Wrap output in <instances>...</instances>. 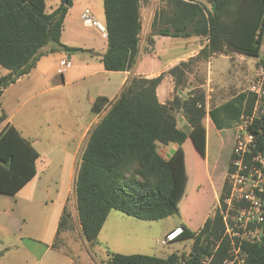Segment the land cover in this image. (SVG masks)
Returning a JSON list of instances; mask_svg holds the SVG:
<instances>
[{
	"label": "trees",
	"instance_id": "obj_1",
	"mask_svg": "<svg viewBox=\"0 0 264 264\" xmlns=\"http://www.w3.org/2000/svg\"><path fill=\"white\" fill-rule=\"evenodd\" d=\"M160 1L141 50L150 51L157 35L199 36L207 40L195 56L179 61L168 70L174 79V90L189 85L187 73L193 70L194 63L206 62L210 56L232 52L259 56L264 41V0H205L207 4L197 0ZM141 2L102 0L107 47L101 61L105 70H130L136 63L141 43ZM70 5L71 0H60L48 12L45 0H0V66L8 70L0 75V95L5 87L30 71L46 46L66 53L82 50L60 41ZM257 65L264 71V59H259ZM162 77L163 72L154 77L131 75L113 100L97 96L91 105L94 113L105 111L90 129L82 147L73 186L81 236L89 245L99 244L98 233L110 210L143 220L180 215L184 196L190 190L189 173L193 170L205 175L202 169L206 143L204 90L195 86L185 97L174 93L171 100L161 103L156 88ZM253 102L254 95L248 92L243 114L251 112ZM177 109L185 117L189 131L177 127ZM4 117L1 114L0 122ZM247 129L254 142L244 153L243 162L264 172V164L253 160L260 155L264 163V113L254 118ZM170 142L176 143L177 148L166 159L157 147ZM190 153L196 156L193 165H188ZM37 157L29 139L13 125H5L0 130V193L13 195L26 185L36 174ZM235 157L232 147L218 195L223 209L231 189L227 174L235 169L232 163ZM258 194L263 221L250 223L249 229L257 226L262 234L258 238L247 235L243 240L248 254L246 264H264V191ZM231 202L230 212L247 205V201L236 197ZM71 225L64 206L55 238L60 230L70 229ZM181 227L175 239L192 238L188 254L172 252L160 257L108 250L105 264H201L206 254H212L211 264H222L229 240L223 236L224 224L218 206L197 230L184 221ZM53 245L58 246L55 242Z\"/></svg>",
	"mask_w": 264,
	"mask_h": 264
},
{
	"label": "crops",
	"instance_id": "obj_2",
	"mask_svg": "<svg viewBox=\"0 0 264 264\" xmlns=\"http://www.w3.org/2000/svg\"><path fill=\"white\" fill-rule=\"evenodd\" d=\"M59 3L60 0H52L50 5L46 3V11H51ZM77 4H79V0H71V5L64 17L60 41L67 46L82 50L66 53L53 49L51 45L46 46L43 48L44 53L37 59L30 71L19 76L13 83L5 87L0 95V116L5 114L4 119L0 122V130L7 124L13 125L23 137L29 139L38 153L34 177L15 194L8 195L12 199L11 211L16 210L14 213H18L17 198L22 197L24 189L29 185L35 187L38 182H43L44 188L55 189V185L52 184L55 183L51 177L52 172L62 168V165L67 167L64 193L61 196L60 193L56 194L52 200L51 195H48L49 201L54 206L52 212H56L52 230L50 233H44L40 236L39 243L43 246H41V250L36 251L34 258L26 259L27 257L24 256L23 260L16 264H83L81 258L79 259L74 254L67 253L60 246L53 244L57 224L62 210L66 206L68 196L70 193L74 196V177L80 152L90 129L99 120V115L103 114L102 111V113H94L91 110V105L97 96H105L108 101L113 100L131 75L154 77L161 72H163V77L156 88V94L161 103H167L171 100L174 93L180 97H185L195 86L201 87L204 90L206 110L203 119L206 143L202 169L211 183L217 200L222 182L215 185L213 175L217 171V153L221 152L225 146L223 134L231 127H234L235 130L244 108L249 79L254 73L257 75L263 71L261 66H257L258 59L252 61L249 56L244 54L232 52L213 55L206 62L192 64L194 71L187 73L189 85L179 86L174 90V79L168 70L179 61L195 56L207 43V40H189L186 43L185 40H182L183 42L178 45H180L179 48L183 46L184 52H167L165 53L167 58L162 59L156 54L159 35L154 36V44L150 51L141 50L143 45L140 43L139 55L132 69L107 71L101 61L107 47L106 34L94 27H87L82 24L80 14L84 8L81 9ZM101 20L104 25V13L101 15ZM146 30L147 33L150 32V22ZM62 58H67L71 62L70 67L65 70H61L59 65V60ZM155 59L159 60V64H156ZM212 59H216L214 65ZM145 61H148L147 65H145ZM1 67L0 75L6 74L8 70ZM200 67L203 71L201 83L195 81L194 78L195 72ZM191 81L192 83H190ZM9 96L15 100V106L10 107L8 105ZM82 107L84 114H82ZM210 109H219L215 119L217 123L210 117ZM175 114L177 127L189 131L190 127L181 111L177 109ZM218 140L221 142L217 145L215 142ZM169 144H173L171 152L168 148ZM211 144H213L212 155H210ZM176 148L177 144L170 142L165 145L160 144L157 151L167 159ZM213 213L205 215L202 223L207 216H212ZM110 215H112L111 219H113L115 229L114 237H101L105 232V224L110 219ZM131 217L110 210L98 233L99 242L108 245L110 251L114 253H141L138 248L132 250V247L125 243V238L131 237L127 234L136 232L135 229L137 228L143 231L144 226H146L137 225V222ZM177 226H181V224L168 228L164 235ZM140 236L141 234H134V241L137 242ZM147 237L150 239L151 235ZM4 255L3 249L0 247V258H5ZM87 258L85 259L90 264L91 261L89 257ZM95 264L99 263L95 262Z\"/></svg>",
	"mask_w": 264,
	"mask_h": 264
},
{
	"label": "rangeland",
	"instance_id": "obj_3",
	"mask_svg": "<svg viewBox=\"0 0 264 264\" xmlns=\"http://www.w3.org/2000/svg\"><path fill=\"white\" fill-rule=\"evenodd\" d=\"M197 1L206 3L205 0ZM46 3L47 5H50L52 3V0H46ZM77 5L81 9L88 7L93 13L96 20L103 24L101 20V15L103 13L102 0H79V4ZM160 5V0H142L141 2L140 14L142 27L140 40L142 45L144 44V40L148 34L146 27L149 22L151 23L153 15L158 10ZM158 40L159 41L156 45V54L160 56V58L165 59L167 58V56H165V53L167 52L178 53L185 51V49L182 48L183 46L179 48L180 45H178L180 42H183L182 40H185L186 43L189 42V40L205 39L199 36H159ZM250 59L252 61L256 59H264V41L261 44L259 56L250 57ZM215 60L216 59H212L213 65L215 64ZM155 62L156 64H159L158 59H155ZM144 63L145 65H147L148 61H145ZM255 77L256 74L254 73V75L250 77L247 87H249L248 85L251 84ZM195 78L199 83L202 82L203 71L201 67L195 72ZM8 99V105H10V107L15 106V100L11 96H9ZM81 110L82 114H84L83 107L81 108ZM210 110V115L213 116L214 119H216V115L219 109ZM104 111L105 110H103L102 112L104 113ZM101 116L102 114L99 115V119ZM234 134V127L226 130V132L223 134V144L225 146H223L221 152L217 153V171L213 175L215 185H218L219 182L223 183V180L225 178L229 155L234 142ZM220 142L221 141L218 140L215 143L218 145ZM168 148L171 152L173 149V144H169ZM210 152V155H212L213 144H211ZM193 155L194 154L192 153L188 154V165L194 164L196 156ZM61 167L62 168H60L59 170L52 172L51 177L53 178V180H55V183L52 184L55 185V189L44 188L43 182H38V185H36L35 187L33 185H29V187H26V189H24L22 197L19 196L17 198L18 213H14V211L16 210L11 211V208L13 207H11V197L6 194L0 193V247L3 249V252L5 254V258H0V264H16L19 261H22V258H24V256L27 257L26 259L34 258V254L36 253V251L41 250V246H43V244L39 243V238L44 233H50L56 219V212H52L54 206L49 201L48 195H51L52 200L56 194L60 193L61 196L65 191V171L67 167L64 165H62ZM189 176L190 190L187 191L186 195L184 196L186 197V200L184 201L183 206L180 208V215L174 214L158 220H143L131 217L135 220V222H137V225H146L144 226L146 229L144 228V230L141 231L139 230L140 228H137L135 229L136 232L127 234V236H131L125 238V243L127 246L130 245L132 247V250L138 248V251H141L140 254L156 255L160 257H165L172 252H177L178 254H188L192 243L191 237L177 238L167 244H162L160 243V240L164 237V232L170 227L181 224V222L183 221L192 230H197L201 225L205 215L212 214L215 211L216 207L219 205V201L218 199H215L213 188L206 175L201 174L199 171L193 172L192 170L189 173ZM66 210L70 214L72 225L70 229L60 230L57 233L56 238L54 239L55 244L60 246L67 253H72L79 259L81 258L80 260H83V264H89L87 257H89V260L91 261L90 264H95V262H98L99 264H105L104 260L107 258L108 250H110V247L101 242H99V244L97 245L92 246L83 239V237L81 236L77 212L75 208V198L72 193H70L68 196ZM113 211L117 212L118 214L122 213L118 210ZM233 214L234 212H230L231 216ZM111 218L112 215H110V219L105 224V232L101 235V237H114L115 229L112 221L113 219ZM144 232L147 236L151 235L150 239H148ZM134 234H141V236L138 237L137 242L134 241ZM249 236L252 235L249 234Z\"/></svg>",
	"mask_w": 264,
	"mask_h": 264
},
{
	"label": "built area",
	"instance_id": "obj_4",
	"mask_svg": "<svg viewBox=\"0 0 264 264\" xmlns=\"http://www.w3.org/2000/svg\"><path fill=\"white\" fill-rule=\"evenodd\" d=\"M80 20L84 26L94 27L101 33L106 34L104 25L96 20L88 7H85L81 12ZM59 65L61 70H65L70 67L71 62L67 58H62L59 60ZM248 92L254 95V102L251 112L248 114L242 113L235 127L233 151L236 157L232 161L235 169L227 174L231 185L230 195L224 200L226 204L224 209L218 205L224 224L223 236H226L229 240L227 255L222 264H246L248 254L243 247V240L249 234L252 235L251 237L256 238L262 234L257 226L249 229V225L250 223L257 224L263 221L262 200L258 193L264 191V172L261 168L248 167L244 164L243 156L254 142V137L247 128L254 118L264 113V71L256 75L248 87ZM253 160L264 164L263 157L260 155L255 156ZM233 197L244 199L247 201V205L238 207L231 216V199ZM182 229L181 226H177L166 233L160 243L167 244L175 240ZM211 258L212 254H206L201 258L200 263L211 264Z\"/></svg>",
	"mask_w": 264,
	"mask_h": 264
},
{
	"label": "water",
	"instance_id": "obj_5",
	"mask_svg": "<svg viewBox=\"0 0 264 264\" xmlns=\"http://www.w3.org/2000/svg\"><path fill=\"white\" fill-rule=\"evenodd\" d=\"M213 10H214V6L211 7V11H213Z\"/></svg>",
	"mask_w": 264,
	"mask_h": 264
}]
</instances>
